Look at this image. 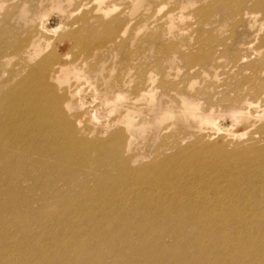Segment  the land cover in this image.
<instances>
[{"label":"bare ground","instance_id":"obj_1","mask_svg":"<svg viewBox=\"0 0 264 264\" xmlns=\"http://www.w3.org/2000/svg\"><path fill=\"white\" fill-rule=\"evenodd\" d=\"M79 1L0 0V44L3 47L0 50V63L13 58L20 59L19 69L10 72L8 87L0 95V264H97L95 260L98 256L101 264H149L152 262L148 258L150 252L162 247L163 240L168 236L176 239L173 249L177 250L180 239H188L186 243L189 246L190 241L204 244L220 232L225 233V238L232 232L242 237L245 242L236 241L238 245L247 247L255 240L254 243L264 246L261 243L264 238V211L260 215L244 211V219L251 224L240 228H236V221L231 219L232 214L229 213L224 218L219 215L223 210L232 209L235 204L233 216L241 220L242 216L236 207L239 204L236 203L246 194L239 187L243 178H248L253 187L259 184L256 192L264 186V147H249L250 149L243 151L247 156L235 162L231 160L232 157L242 149L227 150L225 145H209L207 140L199 139L205 136L204 132H207L206 135L209 133V138L213 133L216 136L219 132L216 129L211 133L206 129V126L214 124L213 112H208L212 105L221 104L234 108L230 113L232 120L236 122L242 120L247 113L256 118L264 108V105L253 104L247 99L250 96L254 100L264 101V58L251 61L253 50L256 53L253 44L255 38L238 42V45L247 50L242 54L245 55L244 59H234L229 51H223L221 47L217 50L210 47L209 55H190L187 45L191 38L185 32V26L182 27V21L186 17L183 12L178 16L166 13L162 20H154L148 15L147 10L152 11L150 8L153 5L159 6L161 0H131L133 12L141 11L144 2L148 3L140 15L128 20H122L123 12L111 14L116 0H82L81 4ZM197 1L181 0V7H199L200 3ZM218 1H222L221 6H227L230 2ZM248 1L250 3L246 6L245 14H251L256 21L258 15L255 12L264 13V0ZM244 5L240 3L234 11L239 12ZM81 6L89 7V13L85 15L87 25L79 26L69 38L70 43L82 48L77 58L65 60L56 51L44 52V47L52 39L51 34L55 32L50 21L42 18L47 8H56L64 13L66 19H70ZM206 10L207 7L202 8L201 15L204 14V18ZM251 15L248 17H252ZM261 25L263 28L264 21ZM141 31L146 35L138 36ZM254 31L253 27L244 30L248 35ZM85 32L89 34L88 39ZM146 40L154 48L152 56L164 57L169 65L164 69L155 68L157 75H143V78L140 73L141 50L138 46ZM211 40L212 36L209 42ZM131 43L136 45L135 49L127 53L126 47ZM53 45L57 46L54 41ZM242 47L237 48V53L243 50ZM145 55L147 53L143 51L142 58ZM92 56L97 59V63H102L100 67L95 66L96 60L90 59ZM220 57L230 64L231 75L220 84L219 81L213 83V80L205 82L201 74L207 73L206 66L211 67L210 64ZM115 58L118 65L122 64L123 58L136 60L125 71L131 73L128 77H135L130 89L134 91L131 93V104L136 103L141 91L150 95L148 101L152 104V110L144 112V122L148 119V122L161 125L165 119L177 118L189 125L194 124L195 128L200 126L192 133V137L195 135L198 140H189L188 145L181 144L189 135L183 129L171 130L169 126L163 128L162 125L159 130L154 131L159 140L152 148L151 155L155 152L167 153L169 146L171 147L169 142H178L177 146L172 144L174 152L170 150L172 158L175 154H180L176 159L155 158L139 167L134 166L133 161L137 155L130 152L129 143H133L136 123L129 110L124 119L126 125L123 126L127 127L131 135L127 137L125 131L117 130V133H112L110 138L104 140H100L98 136L90 138L89 135H84L74 124V120L65 113V107L71 108L73 103L78 104L89 97L88 94L84 95L85 98L75 95L86 83L91 85L90 98L99 96L98 100L102 103L101 106L94 104L91 107L98 121L110 120L111 113L124 106L123 93L129 89L127 83L121 79L112 80L111 64L108 67L104 65L106 61ZM175 62H183L187 71L191 74L193 72L190 75L195 81L190 84L195 91H189L184 77L180 80L170 78L176 72L167 70V67ZM225 65V62L218 63L219 67ZM121 68L119 66L118 70ZM94 77L110 79L102 85L99 82L98 86L92 81ZM157 88L162 93L156 99ZM110 92L115 94L112 99L108 97ZM28 93L34 97L35 118L29 117V108L23 107ZM40 95H45L47 100L39 102L37 97ZM141 96L143 98V94ZM214 96H219L220 103L213 101ZM201 101H212L209 109L202 108ZM104 105L108 106V110L102 108ZM194 120L198 122V127ZM259 130L264 132L263 126ZM251 152L255 154V158L249 157ZM194 159L200 164L198 171L188 172L185 167L182 168L184 171L178 169L180 164H187ZM211 166H216L211 172L212 177L219 178L226 174L213 184L214 187L224 189L229 183L235 186L232 198H222L219 195L208 200L206 196L199 198L190 187H172L183 180L179 178L186 173L200 175L202 170ZM199 179L203 180L201 175ZM187 192L191 198L184 196ZM252 202L264 210L261 202L254 199ZM106 253H109L107 259ZM150 257L154 261H162L158 255ZM175 257L181 259L178 255Z\"/></svg>","mask_w":264,"mask_h":264},{"label":"rangeland","instance_id":"obj_2","mask_svg":"<svg viewBox=\"0 0 264 264\" xmlns=\"http://www.w3.org/2000/svg\"><path fill=\"white\" fill-rule=\"evenodd\" d=\"M87 1L93 2V0H87ZM198 1L200 3L199 7L195 6L194 8H192L191 5L189 6L186 3H184L187 6L182 8L181 7L182 6L181 0H177V2H175V0H161L159 6L156 7V5L155 6L153 5L152 6L153 8H150V9H152V11L147 10V12H148V15L152 16V18L154 20H158V19L162 20L163 18H165L164 17L165 14L169 13V12L176 14V16H178L180 13L183 12L184 15H186V17L182 21L183 22L182 27L185 26L184 27L186 29L185 32L191 38V40L189 41V43L187 45V48L189 50L190 55H197V54L209 55L210 47L213 50H217V48L221 47V49L223 51L224 50L229 51V53L232 56H234V59H240L243 56H245L242 54H245L247 50L245 49L246 50L245 51L244 47L238 45L240 43L239 41H241V40L248 41V40H252L253 38H255L253 44H254V49H255L256 53H254V50H253V52H252L253 54H251L253 58L251 59V61L252 60H260V59L264 58L263 57L264 56V40H263L264 39V27L262 28V25H261L264 21V13L262 11H259V13L257 11L255 12V14L258 15V18L256 19V21L258 23L257 24L254 17L251 14H249L248 16L251 15L253 17V20H252V17H248L245 14L246 6L250 3V1H248V0H240V1L239 0H230L229 4L227 6H221L222 1H218V0H216L217 3H215L216 2L215 0H211V1L209 0L207 2L208 4L202 2L204 0H198ZM79 2L81 4L82 0H80ZM147 3H148L147 1L144 2V5L142 6L141 11L133 12L131 10V0H116V6H115V8L112 9L111 14L115 15V14H119V13L123 12V14L121 16L122 20L134 19L135 17H137L138 15H140L144 11L143 9H145V4H147ZM172 3H174V4H172ZM240 3H244L245 7L242 10H239V12L234 11V9H236V7ZM48 6H49V4H48ZM205 7H207V10H206L205 18H204V16H202L204 14L201 15V13L203 12L202 8H205ZM47 9H48L47 12L43 13L42 18L50 21L52 26L55 28V32L53 34H51L52 39L49 40L48 44L44 47L43 51L44 52L56 51L57 53L62 55V57L65 60L76 59L77 54L79 53V50H81L82 48L79 45L76 47L74 45V43H70L69 38H70V36L72 37L73 33L76 32V30L79 28V26H81L82 24H84V26L87 25L85 15H87L89 13V11H88L89 7L88 6H81V8L79 7L78 11H76L75 14L72 17H70V19H66V16L64 15V13L62 11L56 9V8H47ZM171 9H173V11H171ZM179 9H181V10H179ZM209 9H210L211 13L208 12ZM209 14H210V16H209ZM82 18H83V20H82ZM253 21L256 24L253 23ZM236 22H237V24H236ZM37 23H38V21H37ZM212 23H213V25H212ZM250 23L251 24L253 23V25H251ZM208 25L210 26L209 27L210 29L208 28ZM130 27H131V25H130ZM166 27L168 28V24H166ZM250 27L251 28L253 27L255 31L253 33L250 32L249 35L245 34L246 32H244V30H248ZM258 28H260V29H258ZM104 33H101V34H104ZM85 35H86V38L88 39L89 34L87 32H85ZM144 35H146V33H144V31H141V32H139L138 36L143 37ZM211 36H212V40L209 42ZM18 38H22V37H18ZM53 41L55 44H57V46L53 45ZM129 45L130 46L126 47L127 53L133 52V50L135 49L134 47L136 46V45H134V43H131ZM131 45H132V47H131ZM241 47L243 48V50H241L239 53H237V48H241ZM2 48H3L2 44H0V50ZM138 48H139V50H141L139 53V59H141L142 61L145 60L144 62L140 61L141 67H142L140 70V73L142 74V77H143V75H144V77L150 76V74L155 75L156 74L155 70H159L160 67H161V69H164V68H166V65L167 66L169 65V63L167 62V60L164 57H160V55H158V56L155 55V57L152 56V53H154L155 51L153 50L154 48H152V44L149 43V41L146 40L145 42L140 43ZM221 49L219 51L222 52ZM143 51H146L147 55H145L142 58V52ZM258 52H260V53H258ZM93 58H94V60H96L95 66L100 67V65L102 63H99V61L97 63V59H95L94 56H92L90 59L93 60ZM242 59H244V57ZM114 60H115V62H114ZM159 60H160V62H159ZM134 61H136V60H134ZM134 61H130L128 58H125V59L123 58L122 64L118 65L117 58H115V59H111L109 61H106L104 64L107 67L109 64H111V65H109V67L112 68V69H110L112 80H114V81H118L120 79L124 80V81H126L127 87L129 88L125 93H123V95H124V101H123L124 104L123 105L124 106L119 107L116 110V112H112L110 120L102 122V121H98L94 117L93 111H92L93 108H91V107L94 104H96V106H101L102 103L100 104V102L98 100L99 96H95L94 97L95 99L90 98L91 85L87 84V83L82 88L78 89L77 92H75V95L79 98H81V97L85 98L84 95L88 94L89 97L87 99H85L84 101L82 100V101L78 102V104L76 102H75V104L73 103V107H71V108L65 107L64 111L67 114V116H69L70 119L74 120V124H76L78 126V128L81 129V131L84 135H87V136L89 135L88 137H90V138H95V136H98V138L100 140H104V139L110 138V136L113 135L115 132L117 133L118 132L117 130L125 131L124 133L127 137H129L131 135V132L127 130V127L123 126V125H126L124 123V119L128 113V112L126 113V111L129 110L130 114L133 115L135 118L134 119V122L136 123V128L134 130V136L135 137L133 138V143H129V141H125V143H129L130 152L132 154L137 155V158H135L136 160L133 161L135 163L134 166L136 165V167H139V166L145 164V162L149 163L151 160H155V158H159V159L169 158L171 160H174L180 154L179 153L175 154L173 158L170 157V156H172L170 150H173V152L175 150L172 148L173 143L171 141L169 142V145H171V147L169 146L170 150L168 149L167 153L162 154V153L155 152V154L153 153L151 155L152 148L157 145V143H158L157 140H159V138L156 137V133H154V131L159 130L162 125H163L162 126L163 128H165L166 126H169L168 128L171 130H173L175 128H177V130L183 129V130L187 131L189 133V135L186 136V139L181 141L182 143L181 142L180 143L183 145H188L190 142L198 140L197 136L194 135L192 137V135H193L192 133L195 130H197L200 126L198 127L196 125L198 123L196 120H194L196 122V123L195 122L194 123H195V126H197L198 128H195L194 124L189 125L186 123V121H183L182 119H177V118H173L171 120L165 119L161 123V125H159L160 123H156V122H148V119L146 120L147 122H144L143 121V118L145 117L144 112L152 110V104L148 101V99L150 98V95L146 91L140 92L141 95L143 94V98L141 95L137 96V100H135L136 103L134 104L136 106V108H133L132 107L133 104L130 103V98L132 96L131 93L134 92L133 90H130V89L132 87V84L135 82V77H133V78L128 77V75H130L131 73L129 74L125 70L128 69L130 66V63L134 62ZM161 61H163V63ZM223 62H225L226 65L224 67H219L218 63H223ZM210 65H211V67L206 66L207 67V69H206L207 73L201 74V76H203L205 78V82H207V83L212 82V80H213V83H217L219 81L218 84H220L224 81L225 78L228 77V75H231V72L229 71L230 70V64L228 62H226L225 58H223V57H220L219 60H217V59L214 60ZM119 66L122 67L120 70H118ZM19 67H20V59L19 58H16V59L13 58L11 61H3L2 63H0V86L2 85L0 87V89L3 87L0 90V95H2L4 93V90L8 87L7 86L8 85L7 79L10 76V72L18 70ZM148 68H150V69H148ZM209 68H211V69H209ZM171 69H172V72H174V73L176 72L178 76L175 75L176 74L175 73L170 78H172V79L174 78V80H180L182 77H184L183 79H187L189 91L190 92L195 91V89H192L191 84H190L193 81H195V79L191 78V75L193 74V72H192V74H191V72H188L189 70L187 71V67L184 65L183 62H175L170 67H167V70L170 71ZM113 70H114V73H112ZM124 71H125V73H124ZM97 73L98 72H95V74H97ZM123 73H124V75H123ZM223 73H225L226 75ZM207 74H209V76ZM215 74H217V75H215ZM222 74L225 76L223 77ZM185 75H186V78H185ZM105 79L102 80V79H98V77H96V78L94 77V78H92V81H94L99 86V84H98L99 82L102 85V84H104L105 81H107L110 78L106 77ZM15 81L16 80H14V83H15ZM4 84H6V86H4ZM10 87L11 86H9V88ZM220 88L222 89L223 87L221 86ZM155 91H156L155 97L157 99L158 97H160L162 91L159 88H157ZM232 94L234 95L235 93L232 92ZM232 94H230L231 97H232ZM108 95L107 96L111 99L115 96V94L112 92L108 93ZM101 96L103 97V94ZM77 97H75V98L77 99ZM46 98L47 97L45 95H40L37 97L39 102H45L47 100ZM248 98H249V101L253 102V104L264 105V101L254 100L250 96H247V99ZM24 99H25L26 104H24L23 107L29 108V112H31V114H29L28 116L31 118H35L36 112L33 111V109H35L34 103H33L34 102L33 94L28 93ZM213 99H214L213 100L214 102L218 101L216 103H220L219 96H214ZM75 101H77V100H75ZM142 102H144V103H142ZM201 103H202V101H201ZM211 103H212V101H208V102L206 101L205 103L201 104L202 105L201 107L202 108H204V107L208 108V106L211 105ZM143 104H145V105H143ZM139 107L144 109V110L140 109ZM102 108L105 110H108L107 105L102 106ZM209 108H211V109H209ZM209 108H208L209 109L208 112H213V115H214V121H213L214 124L211 127L206 126V129L209 130L211 133L214 132L216 129L219 130V132L216 134V136H215V133H213L210 136L211 138H209V135H208L209 133L206 135L207 132H204L205 136L203 138L200 137L199 138L200 140H205V141L207 140L209 145H223V146L225 145V148L227 150L231 149V148L232 149L233 148L242 149L239 153H236L237 155L234 154V156L231 159L233 161L237 160L238 162L241 161V159H243L244 156H247L246 154H243L244 153L243 151L250 149L249 147H253V148H258V147L263 148L264 147V141H262V139L264 140V132H261V130H259V128L262 126L264 128V108L263 107H262L263 111L261 110V113L258 117H256V118L251 117L247 113V115H245V117H243V119L240 120L239 122L233 121L231 118V113H230L231 111L230 110L234 109L232 107L228 108L227 106H224L221 104H216V105L210 106ZM210 110H213V111H210ZM64 111H63V113H64ZM140 111L142 113H140ZM115 114H116V116H115ZM178 114L182 115L181 112H179ZM73 115H74V117H73ZM116 117H117V121H116ZM113 121H114V123H113ZM118 121H119V123H118ZM144 126L146 128H144ZM123 127L125 128V130ZM148 127H150V128H148ZM166 130L167 129H164V131H166ZM91 134H92V136H91ZM179 134H182V133L179 132ZM176 137H178V135ZM189 140H191V141L189 142ZM177 144H178V142L174 143L173 145L177 146ZM234 145H235V147H234ZM175 148L177 149L178 147H175ZM252 152L255 153V151H252ZM252 152L249 154V157L255 158L256 156ZM137 160H140V161H137ZM193 161H195V159L190 160L189 162H187V164L186 163L180 164V167L178 169L181 171H184V170H182V168L185 167V169L189 170L188 172L198 171V169H199L198 165L200 167V164L197 163L196 161L194 164ZM237 161H235V162H237ZM188 166L191 168H189ZM215 169H216V166H211L209 168L202 170L200 175L202 176L203 180L199 179V177H200L199 174L186 173L184 176L179 178V179H183V180L176 182L174 184V186H172V187H174L175 189L180 188V187H186V188L190 187L191 190L196 191V195L199 198L206 196L208 200H213L214 198L218 197L219 195H222L223 196L222 198L227 197V196H230L232 198L233 192L236 191V188H235V186L233 187V185L231 183H229L228 186L224 189H219V188H217V186L214 187L216 182L219 179L224 178L226 175V174H223L219 178L212 177L211 172H212V170H215ZM208 181H211V182L208 183ZM239 187H240L241 191L246 193L243 195L242 200L236 203V204H239V205H236V207L239 209L240 215L242 216L241 220L239 221V219L237 217L233 216V214H235V212H234L235 204H233L234 206L232 207V209L223 210V212H221L219 214L220 218L226 217L227 215H229V213L232 214L231 219H232V221H236V228H240V227L245 226V225L249 226L251 224V222L249 220L244 219V217L242 215V213L244 211L245 212L246 211L254 212L256 215L263 214V211H264L261 208L257 207L252 202V199H254L255 201L261 202V204L264 205V186L260 188V191L256 192L260 187L259 184L255 185L253 187L250 184L248 178H243L240 182ZM184 196L189 197L188 192L186 194H184ZM189 198H191V197H189ZM224 234L225 233H221V232H220V234H215L214 235L215 237L208 239L204 244H199L195 241H190L189 242L190 246L186 243L188 239H186V240L180 239L179 240L180 245H179V248L177 250L173 249V246L176 243V239H172L173 236H168L163 240L164 244L162 245V247H158L157 250L150 252L148 258L150 260H152V262H150L149 264H172L176 261H178L179 264H199L201 262L204 264H264V246H259V244L254 243L255 240L252 241V243L250 245H248L247 247L245 245L244 246L238 245L236 243V241L245 242V240L242 237H239L235 232L229 233L230 236H228L226 238L223 236ZM226 242H227V244H225ZM261 243L264 244V238L261 239ZM92 253H95V252H92ZM153 254L158 255L159 259H162V261L157 262V261H154L153 259H151L150 256ZM108 255H109V253H106V255H105L106 259H107ZM124 255H125V253H124ZM176 255L180 256L181 259L176 258L175 257ZM95 263L101 264V260H100L99 256L95 260Z\"/></svg>","mask_w":264,"mask_h":264}]
</instances>
